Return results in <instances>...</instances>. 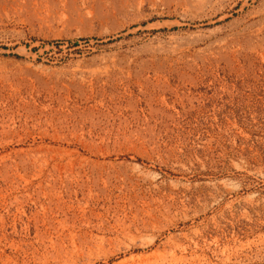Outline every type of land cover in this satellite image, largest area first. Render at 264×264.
<instances>
[{
    "label": "rangeland",
    "instance_id": "374dc122",
    "mask_svg": "<svg viewBox=\"0 0 264 264\" xmlns=\"http://www.w3.org/2000/svg\"><path fill=\"white\" fill-rule=\"evenodd\" d=\"M0 264H264V0H0Z\"/></svg>",
    "mask_w": 264,
    "mask_h": 264
},
{
    "label": "bare ground",
    "instance_id": "6f19581e",
    "mask_svg": "<svg viewBox=\"0 0 264 264\" xmlns=\"http://www.w3.org/2000/svg\"><path fill=\"white\" fill-rule=\"evenodd\" d=\"M187 199V198H186Z\"/></svg>",
    "mask_w": 264,
    "mask_h": 264
}]
</instances>
